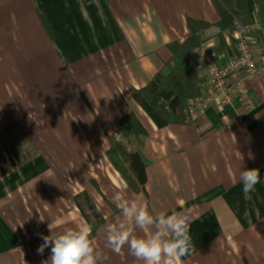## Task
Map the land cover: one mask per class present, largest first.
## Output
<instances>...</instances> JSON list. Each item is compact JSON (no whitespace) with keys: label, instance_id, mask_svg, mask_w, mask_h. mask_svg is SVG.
<instances>
[{"label":"crops","instance_id":"crops-1","mask_svg":"<svg viewBox=\"0 0 264 264\" xmlns=\"http://www.w3.org/2000/svg\"><path fill=\"white\" fill-rule=\"evenodd\" d=\"M246 3L264 43V0ZM187 17L219 20L210 0H0V264H51L50 247L37 253L41 236L49 225L53 235L88 225L74 203L81 192L103 218L93 235L102 264H143L106 243L122 188L154 215L190 217L194 251L161 264H264L263 76L246 78L249 108L234 96L162 128L132 96L168 72L167 44L188 37ZM215 43L213 28L203 45ZM231 52L213 51L216 63ZM192 63L202 64L198 53ZM130 112L145 130L128 146L143 158L145 193L107 157V135ZM250 168L261 182L245 198L240 174Z\"/></svg>","mask_w":264,"mask_h":264},{"label":"trees","instance_id":"trees-1","mask_svg":"<svg viewBox=\"0 0 264 264\" xmlns=\"http://www.w3.org/2000/svg\"><path fill=\"white\" fill-rule=\"evenodd\" d=\"M210 1L219 15V20L209 23L187 17L188 37L181 43L172 41L167 44L171 53L168 72H157L147 85L133 90V99L159 128L169 124L187 123L189 102L203 94L201 84L205 79L204 64L194 66L192 60L203 45L206 32L216 29V43L209 48L212 52L230 49L233 56L236 53L235 46L226 45L224 33L235 44L233 31L236 25L251 24L246 0ZM254 1L260 3L263 0ZM255 34L259 37L258 31L255 30ZM143 136L145 130L131 112L120 118L116 132L107 135V157L135 193H145V164L138 149L132 151L128 146L134 142L139 147ZM74 203L87 224L92 227L93 236L103 222L102 216L84 192L75 195Z\"/></svg>","mask_w":264,"mask_h":264},{"label":"clouds","instance_id":"clouds-1","mask_svg":"<svg viewBox=\"0 0 264 264\" xmlns=\"http://www.w3.org/2000/svg\"><path fill=\"white\" fill-rule=\"evenodd\" d=\"M245 198L256 190L261 182L258 168L244 169L240 174ZM125 189L118 191L113 201L121 212L116 223L106 224V243L113 252L120 253L127 246L129 252L143 264H161L164 258L179 259L194 251L190 235V217L186 214H152L148 206L130 201L124 196ZM100 208H97V212ZM42 235L37 253L43 255L50 247L51 264H102V254L96 246L90 225L66 229L56 235ZM139 229L144 235L137 236Z\"/></svg>","mask_w":264,"mask_h":264},{"label":"built area","instance_id":"built-area-1","mask_svg":"<svg viewBox=\"0 0 264 264\" xmlns=\"http://www.w3.org/2000/svg\"><path fill=\"white\" fill-rule=\"evenodd\" d=\"M253 24H237L234 31L235 55L218 65L214 53L202 45L198 56L204 64L203 94L189 102V121L193 123L209 104L223 107L238 97L245 108L251 106L246 78L262 75L264 86V43L255 34ZM232 79V81H230Z\"/></svg>","mask_w":264,"mask_h":264}]
</instances>
